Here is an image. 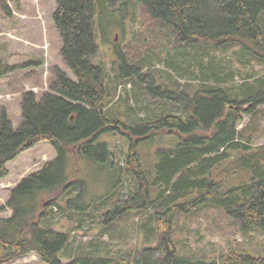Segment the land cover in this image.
I'll return each instance as SVG.
<instances>
[{
  "label": "trees",
  "instance_id": "1",
  "mask_svg": "<svg viewBox=\"0 0 264 264\" xmlns=\"http://www.w3.org/2000/svg\"><path fill=\"white\" fill-rule=\"evenodd\" d=\"M54 1L51 16L62 44L60 56L76 82L55 68L48 92L39 100L24 92L17 129L5 110L0 111V179L7 175L8 162L37 143H48L56 153L10 190L3 207L11 215L0 218V264H16L32 254L43 264H264V245L261 256L235 251L209 262L178 256L173 237L179 215L210 208L237 222L240 232L264 230V146L254 145L261 134L251 131L250 124L237 130L244 114L262 113L257 109L264 106V79L232 95L209 78L197 86L160 83L156 72L145 70V58L132 62L125 52L116 53L112 62L113 82L93 62L96 8L104 9L107 18L118 13L125 17L134 4L148 22L147 31L140 34L143 39L158 40L166 30L176 44L203 49L238 46L264 64V0ZM0 7L8 10L2 0ZM31 65L38 63L18 68L0 56V80ZM131 80L171 112L131 125L112 118L109 88ZM118 124L129 145L125 168L116 169L109 144L99 139L116 131ZM146 148L150 168H144L139 158L148 153ZM82 162L115 178L112 191L127 174L135 184L128 197H115L102 213L103 227L110 228L130 212L150 210L156 244L120 260L79 254L62 263L70 237L53 227V208L64 216H82L92 204L114 198L108 193L86 202L87 185L77 178Z\"/></svg>",
  "mask_w": 264,
  "mask_h": 264
},
{
  "label": "rangeland",
  "instance_id": "2",
  "mask_svg": "<svg viewBox=\"0 0 264 264\" xmlns=\"http://www.w3.org/2000/svg\"><path fill=\"white\" fill-rule=\"evenodd\" d=\"M2 1L8 10L4 12L0 7L1 58L18 68L27 63H38L27 69H18L0 80V111L7 112L8 120L17 129L22 120L21 95L24 92H32L36 100H39L44 92H48L55 68L63 71L73 82L76 79L65 68L60 56L62 44L51 16L55 10V1ZM99 9L96 8L93 25L97 45L93 62L104 68V75L112 82L115 80V74L111 71L112 62L116 59V53L120 52H125L132 62L145 58V70L156 72V76H160L158 82L174 83L179 87L197 86L205 78H209L229 88L232 95H238L249 85H255L258 80L264 79V64L247 55L238 46L203 49L199 46L176 44L166 30L162 38L150 41L140 37V34L147 31L148 22L139 5H131L123 13L127 14L125 17L118 13L115 17L107 18L104 9ZM135 86L134 80L110 86L109 115L112 118L131 125L171 112L168 105L153 102L152 98ZM257 110L262 113L256 111L253 116L244 114L237 130L241 131L250 124L251 131L261 134L254 145L264 146V106ZM251 118H255V121L249 123ZM117 127L112 134L102 135L99 139L100 142L106 141L109 144L112 167L115 166L116 169L125 168L129 145L125 130L120 124ZM146 152L148 153H142L139 158L144 168H150V148H146ZM54 153L48 143L41 142L6 164L7 175L0 180V218L11 215L10 210L3 207L10 190L27 175L39 171L45 162L54 159ZM76 163L78 164V160ZM78 170L81 173L77 178H82L87 185L86 202L101 199L108 193H113L114 198L107 199L102 205L92 204L82 216H64L56 207L53 208L56 215L53 227L70 237L62 263L71 261L79 254L120 260L156 244L150 227V210L142 214L130 212L110 228L102 225V213L115 197L126 198L135 189L134 181L128 174L122 177L123 184L112 191L115 178L106 175V170L83 162ZM173 237L178 256L209 262L235 251L261 256L264 245V230L258 228L240 232L237 222L214 208L179 215L174 223ZM14 263L43 264L33 254L17 259Z\"/></svg>",
  "mask_w": 264,
  "mask_h": 264
},
{
  "label": "crops",
  "instance_id": "3",
  "mask_svg": "<svg viewBox=\"0 0 264 264\" xmlns=\"http://www.w3.org/2000/svg\"><path fill=\"white\" fill-rule=\"evenodd\" d=\"M7 113V112H6ZM53 152H54V150H53ZM55 154V153H54ZM55 156V155H54ZM5 178V177H4ZM1 180V179H0Z\"/></svg>",
  "mask_w": 264,
  "mask_h": 264
}]
</instances>
